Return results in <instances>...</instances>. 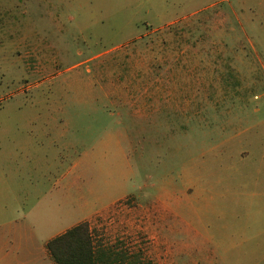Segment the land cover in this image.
<instances>
[{"label":"rangeland","instance_id":"374dc122","mask_svg":"<svg viewBox=\"0 0 264 264\" xmlns=\"http://www.w3.org/2000/svg\"><path fill=\"white\" fill-rule=\"evenodd\" d=\"M153 3L0 0V249L88 223L117 264H264L256 0Z\"/></svg>","mask_w":264,"mask_h":264},{"label":"trees","instance_id":"16d2710c","mask_svg":"<svg viewBox=\"0 0 264 264\" xmlns=\"http://www.w3.org/2000/svg\"><path fill=\"white\" fill-rule=\"evenodd\" d=\"M47 251L55 264H117L115 252L97 246L88 223L78 224L51 239Z\"/></svg>","mask_w":264,"mask_h":264},{"label":"crops","instance_id":"0c3cea01","mask_svg":"<svg viewBox=\"0 0 264 264\" xmlns=\"http://www.w3.org/2000/svg\"><path fill=\"white\" fill-rule=\"evenodd\" d=\"M148 1V0H146ZM156 3H153L151 8L147 9L148 12H152L156 17H162L165 15V12H170L173 9H167L163 4L167 0H154ZM178 1V0H172ZM161 3V4H158ZM216 6L213 5L208 9H215ZM152 9V11H151ZM203 10V9H202ZM202 10L195 11L194 15L199 14ZM235 13V11H232ZM201 14V13H200ZM216 17L230 18L231 14H223L221 10L215 12ZM256 17H257V27L259 26L262 30L264 29V0H256ZM260 28H257V33L260 31ZM65 230L64 232H66ZM63 232V233H64ZM22 238H24L22 236ZM55 238V237H54ZM34 239V240H33ZM35 237H27V241L19 239V237H14L10 240L12 241L11 245H8V249H0V264H55L51 259L46 244L51 240L44 242H39L35 240ZM53 239V238H52ZM14 241V242H13Z\"/></svg>","mask_w":264,"mask_h":264}]
</instances>
